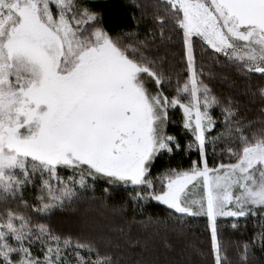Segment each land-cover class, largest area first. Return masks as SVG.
Returning a JSON list of instances; mask_svg holds the SVG:
<instances>
[{"label":"snow or ice","instance_id":"1","mask_svg":"<svg viewBox=\"0 0 264 264\" xmlns=\"http://www.w3.org/2000/svg\"><path fill=\"white\" fill-rule=\"evenodd\" d=\"M131 6L133 23L112 31L91 0H0V264H196L194 254L233 264L220 218L233 229L259 221L236 242V264L264 251V0ZM197 45L210 65L198 64ZM216 67L244 82L249 103L259 102L253 116L214 91ZM177 108L184 143L168 130ZM177 153L187 166L153 174ZM118 190L119 208L139 220L53 226L81 204L108 207ZM153 202L163 211L146 212ZM194 218H206L207 251L187 239Z\"/></svg>","mask_w":264,"mask_h":264},{"label":"trees","instance_id":"2","mask_svg":"<svg viewBox=\"0 0 264 264\" xmlns=\"http://www.w3.org/2000/svg\"><path fill=\"white\" fill-rule=\"evenodd\" d=\"M91 2L97 5V10L103 12V18L105 25L112 31H116L120 28L127 29L132 23V14L134 8L131 6L132 0H91ZM138 15V13H137ZM143 31V27L141 28ZM174 50L177 52L175 59L174 68L180 70L184 67L181 62L180 53L182 51L181 45L177 43L174 46ZM196 59L198 64L203 63L206 66L212 63V54L209 51L207 55L201 54V48L199 45L196 47ZM214 71L217 73V79L212 82L211 86L214 91L220 95L231 94L240 101V106L242 111H246L249 116H253L259 106V102L249 103V97L244 94V82L237 79V76L234 70L224 67H216ZM227 76L230 80L236 81L235 86L230 84L223 83L219 77ZM258 77H254V83L258 80ZM207 82V81H206ZM178 109V108H177ZM176 109V112L179 110ZM220 111L219 108L215 109L214 114H218ZM172 120L175 121L174 124H169V132L176 134L181 143H184L187 137L182 134L181 128V114H172ZM192 158H195L193 154ZM182 161L184 166H187L189 159L185 157L184 153H177L172 156H163L160 157L156 162V167L153 169V174L159 171L161 168L168 166L169 163L171 166H175L177 162ZM104 187L103 183L97 184V195L100 194V190ZM34 195V193H26V196ZM125 197V192L123 190H118L109 198L108 207H100L98 205H93L91 208L85 212L87 205L81 204L80 211L73 213L71 211H65L63 213H58L52 220L53 226L62 231H79L82 228L94 227V226H109V225H127L129 221L133 219L139 220L140 216L138 213H134L133 209L129 206L126 210H121L119 208V203ZM151 211L152 213L162 212L163 209L161 206H158L153 202L146 208V212ZM87 221V223H85ZM233 219L230 218H220V224L222 228V239L225 242V246L228 248V255L233 261V264H236L237 253H236V242H241L247 239H250L254 232L259 230L258 224L259 221H253L252 218L245 220L241 218L238 221V228L233 229L231 227ZM189 223L191 224V231L188 234L187 239L194 245L204 250L210 248V238L207 231V221L206 218H194L190 219ZM133 236L141 234L140 225L133 224L132 226ZM113 242L123 243L121 237L117 233H113ZM124 251L125 249H121ZM131 252V250H128ZM171 258V257H170ZM193 260L196 264H212L211 257L208 256L205 259L197 255H193ZM250 264H264V251H261L259 248L255 250V255L250 257Z\"/></svg>","mask_w":264,"mask_h":264},{"label":"rangeland","instance_id":"3","mask_svg":"<svg viewBox=\"0 0 264 264\" xmlns=\"http://www.w3.org/2000/svg\"><path fill=\"white\" fill-rule=\"evenodd\" d=\"M178 110V109H177ZM175 112V114H181V111L180 110H178L177 112H176V110H174L172 113H171V115L173 114ZM181 117H182V114H181ZM65 174H67V173H65ZM223 219V218H222ZM231 219V218H230Z\"/></svg>","mask_w":264,"mask_h":264}]
</instances>
